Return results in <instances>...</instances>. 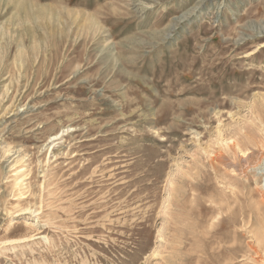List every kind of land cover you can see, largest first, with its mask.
Segmentation results:
<instances>
[{"label": "rangeland", "instance_id": "374dc122", "mask_svg": "<svg viewBox=\"0 0 264 264\" xmlns=\"http://www.w3.org/2000/svg\"><path fill=\"white\" fill-rule=\"evenodd\" d=\"M0 264H264V0H0Z\"/></svg>", "mask_w": 264, "mask_h": 264}, {"label": "bare ground", "instance_id": "6f19581e", "mask_svg": "<svg viewBox=\"0 0 264 264\" xmlns=\"http://www.w3.org/2000/svg\"><path fill=\"white\" fill-rule=\"evenodd\" d=\"M12 105H13V103H12ZM10 109H11V107L9 108V110H10ZM7 110H8V109H7ZM6 112H8V111H6ZM6 112H5V113H6ZM18 184H19V183H18Z\"/></svg>", "mask_w": 264, "mask_h": 264}]
</instances>
